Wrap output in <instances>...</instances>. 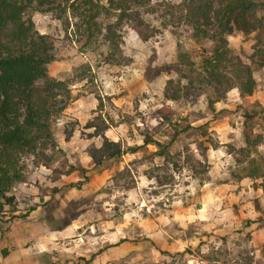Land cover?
<instances>
[{"label":"rangeland","instance_id":"374dc122","mask_svg":"<svg viewBox=\"0 0 264 264\" xmlns=\"http://www.w3.org/2000/svg\"><path fill=\"white\" fill-rule=\"evenodd\" d=\"M180 1L151 0L140 13L143 26L120 29V50L111 57L101 36L80 52L83 38L73 19L69 26L56 17L58 11L31 13L35 29L53 41L55 60L47 67L63 71L70 65L62 78L68 93L59 91L63 105L76 97L85 107L94 103L83 118L69 120L59 131L68 142L65 150L57 143L60 126L54 122L57 147L47 151V170L23 158L26 182L37 180L39 191L35 200H22V212L14 215L35 205L41 214L33 223L9 213L0 217V225L11 223L17 236L38 232V264H264L260 179L223 185L221 176L210 180L207 163L208 148H238L243 132L264 134V106L240 101L236 88L216 100L212 87L179 64L184 53L199 68L213 49V42L195 37L178 14L171 18L167 6ZM253 3L261 28L228 39L231 53L253 70L255 90L264 86V0ZM187 125L192 128L181 132ZM104 137L118 142L124 153L104 156L94 166L90 152L101 150ZM146 140L167 146L170 183L153 177L162 172L163 160ZM258 149L264 155V141ZM25 246L33 247L32 241Z\"/></svg>","mask_w":264,"mask_h":264},{"label":"trees","instance_id":"16d2710c","mask_svg":"<svg viewBox=\"0 0 264 264\" xmlns=\"http://www.w3.org/2000/svg\"><path fill=\"white\" fill-rule=\"evenodd\" d=\"M151 4V0H106L105 3L99 0H0V217L9 213L12 218L25 219L28 215V210L14 215L18 201L13 189L27 178L23 158L31 157L36 165L47 167L50 164L51 156L47 151L57 147L53 124L64 107L59 91L68 93L65 80L48 74L47 66L55 60L51 53L53 41L48 34L35 29L31 13L58 11L56 17L65 19L69 26V19H73L75 32L83 38L82 42L78 39V50L83 52L92 40L101 36L108 44L111 57L120 50V29L124 25L143 26L140 13ZM167 9L171 18L178 14L176 18L188 24L195 37L213 42L211 53L201 60L199 68H195L184 53L179 54V64L212 87L216 100L224 99L233 88L240 97L251 95L256 85L253 70L231 53L228 37L261 28L253 0H181ZM147 37L145 32H140L142 40ZM41 78L44 81L38 83ZM261 110L264 111V107ZM191 128L187 125L180 131ZM263 141L261 132H243V145L226 149L233 162L223 170L219 183L260 179L264 191V155L258 149ZM151 142L157 147L155 154L163 160L158 168L162 172L153 177L160 184H168V178H174L168 167L170 153L160 142L146 140L145 144ZM138 148L140 146L131 147L129 151L135 152ZM123 153L118 142L104 137L101 150L92 149L90 156L95 166L101 164L104 156L119 157ZM83 179L87 180V176ZM79 184L68 186L79 187ZM32 209L34 207H30ZM261 213L264 219V210ZM7 253V249L1 250L2 256Z\"/></svg>","mask_w":264,"mask_h":264},{"label":"crops","instance_id":"0c3cea01","mask_svg":"<svg viewBox=\"0 0 264 264\" xmlns=\"http://www.w3.org/2000/svg\"><path fill=\"white\" fill-rule=\"evenodd\" d=\"M70 65L67 67V69H63V71H60L59 67H55V65H49L48 67V72L50 74V77L62 80L64 77L65 70H69ZM73 85H70V87ZM260 87L256 88L251 95H247L245 97H240L238 90H237V96L239 97V100H246V102H259L262 106H264V86L262 89H259ZM74 91V90H72ZM226 105V104H225ZM94 108V103L90 102V105L85 107L82 98L76 97V98H71L69 103H66L63 107L62 110V116L61 119H56V125L60 126L57 128V132H59L61 129H63L64 124L67 125V122L69 120H75L78 119L80 120L83 118L89 111V109ZM64 118V119H63ZM213 129H216V127H212ZM224 127L222 126H217V130H222ZM229 130H232L230 127ZM60 137L57 140V143L59 144V147L62 150L66 149V145L68 144L64 132L62 131L59 132ZM226 138V137H225ZM231 140V139H227ZM227 140L220 141V143L227 142ZM226 144V143H225ZM243 145V144H242ZM241 145V146H242ZM208 155H207V163L210 165V180L216 178L217 176H221L224 172H220L221 166L224 165V163L230 158V164H232V157L230 154L224 151L222 149V146H218L216 148L210 147L208 148ZM45 168L46 170L48 169L45 166H41ZM218 170V173L216 171ZM212 172V173H211ZM221 174V175H220ZM244 179H249V178H243L241 180H230L227 183H221L223 185H231L232 183H241ZM252 180V179H250ZM257 180V179H254ZM42 181H40L41 183ZM261 188V187H260ZM262 190V188H261ZM39 191V186L37 183V180H34L33 183H28L26 180L22 183H19L15 188H14V195L19 203L18 205V212H22L20 208H22V200H28L29 198L32 200H35L36 194L35 192ZM262 196L260 197V206L262 208L264 207V191L262 190ZM26 211V210H25ZM24 211V212H25ZM41 209L39 205H35L34 209L29 210L28 215L25 218V221L37 218L41 213ZM3 223V222H2ZM33 223V221L31 222ZM4 225L1 226L0 230H6L3 234L0 231V262L2 264H38L37 263V254L39 252V249L37 246L42 242L40 240V237L38 235V232H32L30 229L26 230L25 232H22V236H17L15 231H14V225L11 223H3ZM40 224V223H39ZM32 241V246L35 247L33 250L31 246H25L27 242ZM2 249H7L8 253L6 256L1 255V250Z\"/></svg>","mask_w":264,"mask_h":264}]
</instances>
